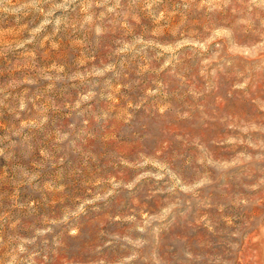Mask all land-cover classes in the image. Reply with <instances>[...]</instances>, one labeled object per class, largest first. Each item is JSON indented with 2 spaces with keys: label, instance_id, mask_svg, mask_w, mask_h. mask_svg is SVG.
<instances>
[{
  "label": "rangeland",
  "instance_id": "obj_1",
  "mask_svg": "<svg viewBox=\"0 0 264 264\" xmlns=\"http://www.w3.org/2000/svg\"><path fill=\"white\" fill-rule=\"evenodd\" d=\"M0 264H264V0H0Z\"/></svg>",
  "mask_w": 264,
  "mask_h": 264
}]
</instances>
